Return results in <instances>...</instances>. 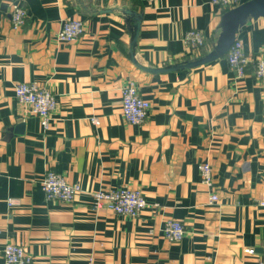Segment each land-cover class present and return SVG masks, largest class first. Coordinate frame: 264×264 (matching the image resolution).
Here are the masks:
<instances>
[{
  "label": "crops",
  "instance_id": "obj_1",
  "mask_svg": "<svg viewBox=\"0 0 264 264\" xmlns=\"http://www.w3.org/2000/svg\"><path fill=\"white\" fill-rule=\"evenodd\" d=\"M14 3L28 11L18 28ZM226 12L210 0H0V264L6 242L22 244L32 264H259L264 79L253 68L264 58V17L236 31L249 58L243 76L226 53L184 65L213 49ZM67 17L84 33L63 43ZM191 28L205 38L195 50L183 40ZM128 80L150 103L141 124L122 116ZM22 81L56 94L48 130L14 98ZM200 162L212 167L211 186L199 180ZM47 169L81 186L72 202L45 198ZM119 186L142 191L138 216L92 208L89 191ZM170 219L184 225L180 241L162 234Z\"/></svg>",
  "mask_w": 264,
  "mask_h": 264
},
{
  "label": "built area",
  "instance_id": "obj_2",
  "mask_svg": "<svg viewBox=\"0 0 264 264\" xmlns=\"http://www.w3.org/2000/svg\"><path fill=\"white\" fill-rule=\"evenodd\" d=\"M155 2L157 0H146ZM210 2L225 11L239 5L241 0H210ZM10 22L14 28L23 26L26 23L28 11L20 3L11 6ZM84 33L83 22L77 17H67L61 24L56 34L59 42H70ZM187 48L195 50L205 42L204 35L200 30L191 28L183 36ZM225 59L236 76H243L246 73L249 58L245 54L242 42L235 38L225 54ZM253 74L257 79H264V58H259L254 63ZM14 98L21 104L28 106L31 112L39 118L42 130L49 129L53 113L57 107L56 94L48 87L36 82H17L14 86ZM150 103L144 99L133 80H128L121 88V112L126 121L131 124H141L148 116ZM96 123V119H92ZM200 182L211 186L212 167L208 162H200L197 165ZM41 189L47 200L59 202H72L75 196L82 191L78 183H69L64 176L53 169H47L40 181ZM92 196V208L94 210L109 209L115 214L136 217L147 204L146 198L139 189L128 186L112 187L107 189H94L89 191ZM210 201L218 199L216 193L209 197ZM9 206L15 203L14 198H8ZM162 234L171 241H180L185 228L182 222L175 219L167 220L162 228ZM245 253H253L252 247H245ZM3 264H32V256L28 254L20 243L6 242L2 249ZM264 264V258L259 260Z\"/></svg>",
  "mask_w": 264,
  "mask_h": 264
},
{
  "label": "water",
  "instance_id": "obj_3",
  "mask_svg": "<svg viewBox=\"0 0 264 264\" xmlns=\"http://www.w3.org/2000/svg\"><path fill=\"white\" fill-rule=\"evenodd\" d=\"M264 17V0H247L240 3L239 5L229 9L223 17L222 21V31L218 38L216 45L213 49L207 53L205 56L195 59L193 61H187L184 63L185 66H195L208 61H212L219 57H222L233 41L236 38V31L238 28L244 24L245 20L248 18H258ZM139 24L135 26V36L137 35ZM178 66H171L169 68H146L147 70L158 72L169 69H176ZM20 125L19 127H21ZM18 127V128H19Z\"/></svg>",
  "mask_w": 264,
  "mask_h": 264
}]
</instances>
